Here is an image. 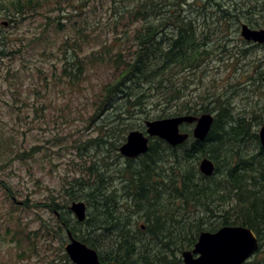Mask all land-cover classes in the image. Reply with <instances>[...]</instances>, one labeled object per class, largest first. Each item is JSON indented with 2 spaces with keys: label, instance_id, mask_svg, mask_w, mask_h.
Returning a JSON list of instances; mask_svg holds the SVG:
<instances>
[{
  "label": "trees",
  "instance_id": "1",
  "mask_svg": "<svg viewBox=\"0 0 264 264\" xmlns=\"http://www.w3.org/2000/svg\"><path fill=\"white\" fill-rule=\"evenodd\" d=\"M49 1L0 0V7L9 19L19 24L31 14H40L39 8ZM101 1L77 0L80 7ZM106 2L111 5L108 11L116 23V32L121 22H127L126 28L131 29L141 24L135 29L133 40L118 36L114 41H96L89 45L88 50L87 35L73 20L75 16L67 15L64 2H58L59 7L42 16L45 24L39 36H43L47 27L49 32H61L70 26L74 41H66L63 73L58 80L65 77L72 84H79L92 70H108L112 80L103 83L94 95V100L100 101L93 103L97 109L90 118L98 135L82 146L88 150L89 146L96 144L111 153L108 138L113 133V160H118L122 158L120 146L134 129V125L125 123L127 119L134 116L153 120L210 114V108L203 103L206 99L201 101L199 108L193 106L186 99L185 89L181 91L173 83V78L181 71L197 72L202 62L212 56L207 53V45L224 36L215 30L216 23L220 28H238L237 22L242 19L232 10L222 7L209 11L202 7L188 16L179 8L181 1L177 0ZM120 3L123 5L117 7ZM77 8L72 11H77ZM193 21L212 23L210 33L204 27L199 31L200 27ZM263 26L254 23L255 28ZM171 30H174L172 34ZM6 46V43H0V58L11 56L5 53ZM212 97L216 98L212 99V104L217 113L205 141L194 139L192 126L183 125L182 132L190 135L183 145L171 147L154 138L150 140V149L145 155L125 159V163L119 166L110 163L104 167L103 164L105 171L120 169L119 186L106 184L105 173L101 172L103 167L96 161L90 167L85 166L83 177L71 187L76 194L71 193L69 197L73 201H87L92 213L84 223H79L66 207L64 210L69 219L63 220L64 227H60L70 230L77 240L96 250L103 263L182 264V253L194 248L203 231L216 232L228 226L251 229L259 238L258 253H261L264 248V148L260 145L259 136L252 133L251 122L235 117L231 107L228 110L224 101L221 102V96ZM149 107L158 110L153 118ZM249 138L256 141L253 142L254 149L248 152L252 155L243 157L241 145ZM248 148L249 143L245 152ZM204 158H209L216 166L211 177H205L199 170L200 161ZM86 175L89 180L85 179ZM92 175L99 177L97 182L91 181ZM79 191L82 192L80 196ZM73 222L75 224L72 225ZM75 226L85 229L79 235ZM21 234L22 231L17 233V238L14 237L19 247L25 240ZM155 246H159L157 255L152 253ZM24 250L26 252L27 248ZM257 254L246 264H264V258L257 260ZM62 257L67 264H73L66 253Z\"/></svg>",
  "mask_w": 264,
  "mask_h": 264
},
{
  "label": "rangeland",
  "instance_id": "2",
  "mask_svg": "<svg viewBox=\"0 0 264 264\" xmlns=\"http://www.w3.org/2000/svg\"><path fill=\"white\" fill-rule=\"evenodd\" d=\"M177 1H181L179 8L188 16L202 7L206 11L222 7L241 17L242 20L237 22L238 28H220L216 23L215 30L224 36L212 45H207V53L212 56L202 62L197 72L181 71L173 78V83L181 91L185 89L186 99L197 108L206 99L203 103L208 105L210 114L214 117L217 108L212 104L216 99L212 96H221L225 107L228 110L231 107L235 117H243L251 122L252 133L259 136L264 125V50L251 48L247 44L241 36L240 25L243 23L251 29L254 23L264 25V12L261 11L264 7H259L264 5V0ZM58 2H64L67 15L75 16L73 20L82 26L87 35L85 40L89 42L87 49L96 41H114L118 36H126L127 41H131L135 29L141 25L131 29L126 28L127 22H121L116 32V23L111 20V12L108 11L111 5L106 0L86 7H80L77 0H50L39 8L42 11L40 14H31L27 20L10 24L6 28L2 26L3 19H0V37L7 36V41L0 43L7 44L5 53L11 55L0 58V264H67L62 257L66 253L65 246L69 243L70 231L62 228V221L69 219L65 210L68 208L71 211L70 207L74 202H84L87 219L92 213L87 201H73L69 197L71 193L76 194L72 185L83 177L82 169L92 166L95 161L100 167L103 164L105 167L110 163L119 166L126 159L119 151L122 158L113 160V133L109 135L111 139L108 138L111 153L96 144L89 146L88 150L82 146L88 139L98 135L95 132L96 126L90 119L97 109L93 103L100 101H95L94 95L100 91L103 83L112 79L108 70L101 69L90 71L79 84H72L65 77L58 80L63 73L66 41H74L70 26L61 32H49L47 27L43 36H39L45 24L42 16L49 15L54 7H59ZM122 5L120 3L117 7ZM74 7H78L77 11H72ZM193 22L200 27L199 31L204 27L210 33L212 23L209 21ZM173 31L171 30V34ZM67 56L69 58L70 53ZM163 92L166 93L167 90ZM153 109L148 108L153 113L152 118L158 112L157 108ZM203 114L206 113L197 116ZM138 117L134 116L125 122L134 125L131 131L146 132V122L160 120ZM191 126L193 134L195 125ZM254 141L255 139L249 138L246 152L247 143L241 145L243 157L252 155L248 152L254 149ZM104 167L101 172L105 173L106 184L119 186L120 169L105 171ZM89 178L85 176L86 180ZM98 179L99 177L91 176L92 182H97ZM78 194L80 196L82 192L79 191ZM72 217L77 220L74 214ZM75 227L77 234L85 229L83 226ZM21 231L25 240L19 247V242L14 241V237L17 238V233ZM24 248H27L26 252ZM158 251L159 246H155L152 253L157 255ZM256 257L257 260L264 258V248ZM181 260L184 264L182 255Z\"/></svg>",
  "mask_w": 264,
  "mask_h": 264
},
{
  "label": "water",
  "instance_id": "3",
  "mask_svg": "<svg viewBox=\"0 0 264 264\" xmlns=\"http://www.w3.org/2000/svg\"><path fill=\"white\" fill-rule=\"evenodd\" d=\"M241 36L247 42L264 44V29L253 30L247 25L241 28ZM264 81V79H263ZM214 123L212 115L177 116L146 122V132L134 130L127 135L126 142L119 151L126 159H136L149 150L150 139L158 138L171 147L183 145L190 135L181 132L185 124L195 125L193 138L205 141ZM260 144L264 148V125L259 134ZM199 170L205 177L214 175L216 166L209 158L200 161ZM70 210L78 222L87 219V207L84 202L72 203ZM69 243L65 251L73 264H117L101 262L96 250L75 239L68 232ZM259 250V240L256 234L246 227H223L215 233L202 232L195 248L183 252L184 264H245Z\"/></svg>",
  "mask_w": 264,
  "mask_h": 264
},
{
  "label": "flooded vegetation",
  "instance_id": "4",
  "mask_svg": "<svg viewBox=\"0 0 264 264\" xmlns=\"http://www.w3.org/2000/svg\"><path fill=\"white\" fill-rule=\"evenodd\" d=\"M3 19L2 21V26L4 28L8 27L10 24H16L13 22L12 19H9L7 17V13H5V11L3 10L2 7H0V19ZM244 24L242 23L240 26H243ZM251 28V27H250ZM252 29H256V30H261V29H264V26L263 27H259V28H255L253 27ZM7 36H3V37H0L2 39H0V42H6L7 39H6ZM247 42V41H246ZM247 44L251 47V48H257V49H263L264 50V44H258V43H254V42H247ZM217 232V231H216Z\"/></svg>",
  "mask_w": 264,
  "mask_h": 264
},
{
  "label": "bare ground",
  "instance_id": "5",
  "mask_svg": "<svg viewBox=\"0 0 264 264\" xmlns=\"http://www.w3.org/2000/svg\"><path fill=\"white\" fill-rule=\"evenodd\" d=\"M209 115H211V114H209ZM212 116H213V115H212ZM213 118H214V120H215V117H214V116H213ZM185 125H187V124H185ZM181 128H182V127H181ZM211 129H212V128H211ZM181 132H182V129H181ZM187 134H188V133H187ZM192 135H193V134H192ZM189 138H190V137H189ZM152 139H153V138H152ZM150 140H151V139H150ZM149 146H150V144H149ZM149 149H150V148H149ZM148 152H149V150H148ZM148 152H147V153H148ZM138 158H139V157H138ZM136 159H137V158H136ZM256 237H257V239L259 240V238H258L257 235H256ZM188 251H189V250H188ZM258 251H259V250H258ZM258 251H257V252H258ZM184 252H185V251H184ZM257 252H256V254H257ZM182 254H183V253H182ZM256 254H255V255H256ZM255 255H254V256H255ZM254 256H253V257H254ZM253 257H252V258H253ZM182 258H183V256H182ZM252 258H251V259H252ZM251 259H250V260H251ZM250 260H249V261H250ZM245 264H246V263H245Z\"/></svg>",
  "mask_w": 264,
  "mask_h": 264
}]
</instances>
